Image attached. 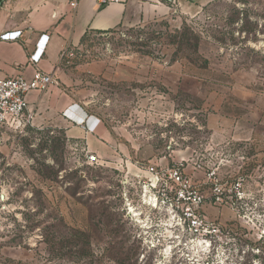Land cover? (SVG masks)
<instances>
[{"label":"rangeland","instance_id":"374dc122","mask_svg":"<svg viewBox=\"0 0 264 264\" xmlns=\"http://www.w3.org/2000/svg\"><path fill=\"white\" fill-rule=\"evenodd\" d=\"M164 10L62 57L120 162L88 165L47 124L0 137V264H264V0ZM150 165L180 167L219 232L195 237L175 208L147 207Z\"/></svg>","mask_w":264,"mask_h":264},{"label":"crops","instance_id":"0c3cea01","mask_svg":"<svg viewBox=\"0 0 264 264\" xmlns=\"http://www.w3.org/2000/svg\"><path fill=\"white\" fill-rule=\"evenodd\" d=\"M212 1L176 2L180 8L191 9ZM166 2L81 0L78 8L73 10L68 0H0V36L22 31L17 41L0 40V79L19 76L30 79L36 71L52 73L58 82L56 86L47 92H32L28 96L30 109L35 112L34 126L51 125L62 129L70 140L82 143L84 150L99 160L106 157L120 162L121 159L115 155L109 156L116 154L118 145L106 124L82 104L79 89L76 91L71 86L62 54L78 48L88 32H107L121 26L140 25L165 11ZM43 35L48 37V43L40 61L35 64L30 58ZM143 173L145 177H151L146 170Z\"/></svg>","mask_w":264,"mask_h":264},{"label":"built area","instance_id":"2783aa9c","mask_svg":"<svg viewBox=\"0 0 264 264\" xmlns=\"http://www.w3.org/2000/svg\"><path fill=\"white\" fill-rule=\"evenodd\" d=\"M80 1L68 0V3L73 10H76ZM168 1L172 4L177 3V0ZM21 35L22 31L5 33L0 36V40L17 41ZM47 43L48 37L41 36L30 58L33 63L38 64ZM63 56L71 57L73 54L64 51ZM57 84V79L52 73L43 71H36L30 79L23 76L0 79V137L8 132L24 133L28 128L34 127L35 112L30 109L29 94L47 92ZM82 128L86 130L84 125ZM84 151L88 165H96L100 162L96 155L88 150ZM146 171L151 175L148 178V186L153 190V193L147 196L145 202L147 207L153 211L157 210L160 205L175 208L180 220L186 224L190 233L195 237L209 238L219 232L217 226L210 223L201 212L205 204V196L180 167L150 165ZM238 188L240 184H237V190ZM213 193L215 204H222L223 189L218 182L214 184Z\"/></svg>","mask_w":264,"mask_h":264},{"label":"trees","instance_id":"16d2710c","mask_svg":"<svg viewBox=\"0 0 264 264\" xmlns=\"http://www.w3.org/2000/svg\"><path fill=\"white\" fill-rule=\"evenodd\" d=\"M113 31H114V30L107 31V32H91V33L106 34V33H111V32H113ZM88 35H89V32L86 33V35L84 36L82 42H84V40L87 38ZM194 37H195V39H196V41H197V44H196V46H195V48H194L195 53H196V52H197V48H198L199 37H198V36H194ZM178 38H179L180 41L177 43V48H178L177 52L180 51V52H183V53H184L185 51H187L186 49H189V48L187 47V40H188V37H187V35H185V33H179ZM85 234H89V231L87 230V231L85 232Z\"/></svg>","mask_w":264,"mask_h":264}]
</instances>
